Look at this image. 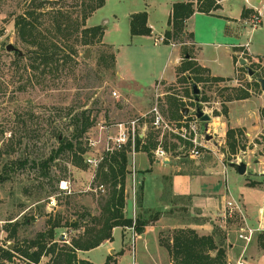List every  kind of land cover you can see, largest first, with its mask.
Listing matches in <instances>:
<instances>
[{
  "label": "rangeland",
  "instance_id": "1",
  "mask_svg": "<svg viewBox=\"0 0 264 264\" xmlns=\"http://www.w3.org/2000/svg\"><path fill=\"white\" fill-rule=\"evenodd\" d=\"M73 1L67 0V6H72ZM249 1L254 7L243 8L241 11V18L246 16L248 25L245 27L247 31H243L239 38L224 34V22L220 18L201 13L192 15L189 25L184 23L181 33L175 34L168 41L178 48L176 50L180 55L178 64L170 70L171 61L166 62L170 51L168 43L157 36H138L130 41L127 31L129 18L126 13L139 10L136 8H141V1L105 0L104 5L87 18L86 26L102 25L103 34L107 30L106 41L113 44L105 43L103 36L98 43L78 44L76 76L53 78L50 75H36L34 79L28 77V73L22 69V62L14 61V51L7 50L6 46L12 44L20 51H26V45L17 37L14 19L17 14L38 7L40 0H0V246L11 250L23 239H32L37 232L48 227L49 217L60 218L61 224L73 219L89 223L92 217L101 212L110 186L103 183V190L98 188L100 181L95 176L97 168L87 165L83 157L82 160H74L65 151L50 162L46 171L40 165L59 145L57 132L60 139L71 136L72 127L66 118L67 108L78 102L73 87L79 81L81 84L92 85L82 93V96H88L86 104L75 109H90L91 117H94V124L84 134L83 145L87 148L85 155L90 152L87 138L98 140V151H101L106 134L117 122L138 119L137 131H148L149 126H153L154 114L151 109L156 106L169 128L163 131L159 129L155 148L163 146L164 139H168L178 146L173 155L175 164L181 163L178 155H185L188 159L186 165L197 163L200 159H206L214 165L211 174L207 171L201 178L190 179L189 188L194 192L205 193L207 199L204 202L210 213L218 215L214 218L215 224L225 234L224 241L229 244L225 247L228 264H236L241 257L246 259V264H264V250L258 247L255 240L257 233L264 231V221L259 224L258 218V206L264 198V180L258 175L264 173V91L257 80L258 77H264V57L253 55L241 47L237 54H233L235 73L231 77H219L223 81L213 80L216 77L211 75L208 68L200 66L195 60L197 55L201 60L218 58L226 67L229 65L228 55L235 50L229 45L232 42L249 45L254 54L264 55V0L259 3ZM232 3L234 10L243 0H234ZM45 6L36 8V11L45 12L53 4L46 3ZM218 10L214 9L213 13ZM254 15H259L261 22L253 26L251 20ZM151 16L154 21L161 18L157 10L151 12ZM116 22L117 29L114 28ZM48 25L44 17L37 21L39 28ZM168 25L170 29L173 28V25ZM156 32L160 33V29L157 28ZM111 54L114 55L113 67L109 61ZM238 57L245 59V63L240 64ZM26 61L24 58L23 64ZM247 67L254 71L253 75L247 73ZM192 83L197 85L200 97H207L199 105L210 116L209 125L218 133L213 134V138L206 144L209 148H201L202 153L198 157L189 155L193 144L175 132L178 126L190 119L189 114L195 109L194 99L186 93H191ZM239 90L247 94V97L228 100L231 95L235 97ZM172 99L180 107L189 108L187 115H182L180 111L181 118L169 117L167 106ZM228 129L237 130L235 135L238 145L235 153H231L227 145ZM24 159L27 161L20 167L19 161ZM32 161H35L34 165ZM239 161L247 164L246 172L242 175L230 165ZM223 166L227 167V177L222 171ZM136 167L138 169L137 156ZM143 173L137 171L139 181L136 192L142 183ZM61 181H66V188H63ZM150 187L147 186L149 195L155 192L162 197L157 203L158 207H153L152 211L143 203L141 206H133L129 174L126 177L125 213L133 220L138 214L151 217L155 225L153 228L147 227L149 233L146 235L136 232L134 242L131 227H120L114 231V247L108 256L120 259V253L125 252L120 264H131L133 258L135 264H156L158 256L165 249L159 240L156 239L158 244L155 242V236L159 239V235L170 233L177 229L173 228L176 226L186 228L187 222L184 220H188L186 217L190 213L193 215L191 210L186 215L179 213V208H172L173 204L167 205L170 202L167 187L154 192ZM231 197L240 204L247 224L261 229L254 233L248 244L238 237L239 227L243 224L239 215L224 217V211L217 214L216 208L223 205L225 198L228 200ZM177 210L176 219L173 214ZM203 219L207 222L210 217L205 216ZM13 223H17V232L15 237H10ZM82 231L83 228L73 230L70 226L57 228L55 240L58 248L68 247L71 238L77 237ZM139 234L141 236L137 238ZM76 254L78 258L102 264L107 255V247H95L86 252L76 251ZM161 257V264L169 263ZM49 259L50 255L42 256L40 264H53ZM13 260L19 262L22 259L16 254ZM5 263L11 264V260Z\"/></svg>",
  "mask_w": 264,
  "mask_h": 264
},
{
  "label": "trees",
  "instance_id": "2",
  "mask_svg": "<svg viewBox=\"0 0 264 264\" xmlns=\"http://www.w3.org/2000/svg\"><path fill=\"white\" fill-rule=\"evenodd\" d=\"M67 0H40L38 7L28 9L25 13H19L14 19L18 39L26 45V51H14V61L22 62V69L28 73V77L35 79L36 75H50L53 78L76 76L75 64L77 65L76 46L88 45L101 42L103 36V26H86V20L91 14L102 7L105 0H74L72 6H67ZM195 2V4H194ZM53 4L43 12H37V9L43 8L45 4ZM56 4V5H54ZM215 0H188L186 2H176L172 6V13L169 24L173 25L170 30L165 31L163 42L168 43L169 39L175 34L181 33L185 21L196 11L211 14L218 8ZM46 7V6H45ZM37 8V9H36ZM243 14V13H242ZM40 17L47 19L49 25L44 28L37 26ZM129 32L131 36H149L151 28L147 22V12L139 11L129 16ZM21 52V53H20ZM26 62L23 64V59ZM110 66L114 65V55H109ZM189 81V77H187ZM215 81H223V78H213ZM260 85V84H259ZM92 85L75 82V100L76 104H70L67 108V119L69 126L72 127L71 136L60 139L59 133H56V139L59 145L52 150V153L40 162L41 167L46 171L52 162L62 152H68L74 160H85L87 148L84 144L85 132L94 124V117H91L90 109L82 108L88 100L87 95L82 93ZM236 92V91H235ZM193 99L194 107L201 109L200 101L207 97H200L186 91ZM232 98H245L247 94L240 90ZM101 102V101H100ZM182 107L174 100H170L167 106V114L174 119L181 118ZM226 112V107H225ZM264 115V113H263ZM148 134L142 137L136 136V150L146 151L150 154L151 149L155 148L156 141L159 139V129L149 126ZM234 129L226 131L227 145L231 153L237 150V139ZM240 134L241 131L238 130ZM237 134V133H236ZM153 137L154 142L150 141ZM177 146V145H176ZM27 159L19 161L20 167H23ZM76 162V161H75ZM33 165L35 161H32ZM76 164V163H75ZM129 174L128 155L125 151L116 152L107 155L96 170V179L100 184H109L110 190L108 197L104 199L101 212L98 216L91 218L89 223L73 219L69 223L61 224L60 218H48V227L35 234L32 239H23L21 243L11 250L0 246V264H40L42 256L50 255V262L53 264H94L87 259L77 257L76 251H88L99 246L103 241L113 239L112 229L115 227H133L135 232L142 233L144 227L148 224L147 219L140 214L133 220L131 216L125 213V181ZM143 200V184L139 186L136 192L135 206H141ZM26 222V220H25ZM83 222V223H81ZM12 223V222H11ZM13 223L10 230V237H15L17 229ZM68 224V225H67ZM70 226L73 230L83 228V231L77 236L71 238L69 246L58 248L55 240L57 228ZM225 234L219 228H214L210 234L199 235L195 229L177 228L166 235H159V244L166 250L172 264H227L226 246L224 241ZM255 240L260 249L264 250V231L257 233ZM22 260L14 262L15 255ZM102 264H117L113 257H106Z\"/></svg>",
  "mask_w": 264,
  "mask_h": 264
},
{
  "label": "crops",
  "instance_id": "3",
  "mask_svg": "<svg viewBox=\"0 0 264 264\" xmlns=\"http://www.w3.org/2000/svg\"><path fill=\"white\" fill-rule=\"evenodd\" d=\"M141 1V8H136L139 10H130L126 13V17L129 18V15L134 13L135 11L139 12V11H146L147 12V22L148 25L151 28V35L149 36H141L143 38H153V37H164L165 31L170 29L169 24V19L171 17V13H172V6L174 3L176 2H186L188 0H140ZM216 3L219 5L218 6V11L211 14H206L203 12H194L192 15L194 14H205L207 16L210 17H217L223 20L224 25L222 27V30L224 31V34H228L229 37L231 36H236V38H239V36L242 34L243 31H247V29L245 28L246 25H248V20L245 18L246 16L241 18L242 15V10L243 8H251L253 6V4L247 0H243V3L240 4L238 6V8H236L233 10V6L234 4L232 3L234 0H215ZM239 1V0H238ZM255 3H259L261 2V0H254ZM151 2V3H150ZM254 7V6H253ZM157 10L159 12V14L161 15L160 19H155L152 20V16H151V12ZM232 10V11H231ZM192 15L185 21V23H188L189 25V21L192 18ZM127 18V19H128ZM261 22V20H260ZM87 23V21H86ZM117 22L114 23V28L117 29ZM160 29V33L156 32V29ZM106 29L104 31L103 34V41L105 43L108 44H113V42H108L106 41L105 38V34H106ZM127 31L129 32V21H127ZM190 31L193 35V32L190 28ZM130 34V32H129ZM134 37H138V36H131L130 35V41L134 38ZM193 41H194V36H193ZM195 43V41H194ZM170 46V51L169 54L166 58V62H170V70H172L179 62L180 59V55H179V51L176 50L178 49L175 45L168 43ZM196 44V43H195ZM198 45V44H197ZM230 47H232L233 52H231L228 56L229 58V65H227L225 67V65H223V63H221L220 59L218 58H213V59H203L201 60L198 55L196 56L195 60H197L200 64V66L208 68V70L210 71L211 75L215 76V77H231L233 76V74L235 73V66H234V62H233V54H237L238 50L242 47H244L245 49H247L250 53H252L253 55H258L261 57H264V55H259L258 53L254 54V52L249 48V45H242L240 43H230L229 44ZM174 52H175V56H174ZM172 55V58L170 57ZM242 59L241 57H238V61ZM166 64V63H165ZM169 70V72H170ZM264 78V77H263ZM149 131V130H148ZM148 131H145V133L142 132V134L140 133L139 136H143L144 134H148ZM216 134H218L216 132ZM221 134V133H220ZM213 138V137H212ZM216 139V138H215ZM151 142H154L153 137L150 138ZM216 147V145H214ZM163 148L167 153V158L164 159H159L157 157L154 156L153 153V149H151L150 154H148L146 151H138L136 156H137V166L138 169L137 171H139V174H141L142 171H144V173L141 175V180H142V184H143V200L142 203L143 205L149 209V211H152L153 207L157 206L158 201H160V199H162L161 196H159V194H154V191H159L162 190L164 187H167L168 190V194H169V204H173L172 208H179V213H185L186 215L189 214L188 211H193V215H188L186 218L188 220H184L185 222H187V225L185 227H190L196 230V232L199 235H207L210 234L214 228H216V224H215V216L218 215H213L210 213L209 211V207L205 204L204 200L206 201V194L205 193H200V192H194V190L192 191L189 188V184H190V179H198L201 178L202 176L206 175L209 171V174L212 173V169L214 167V165L209 162L206 159H200V161H198L197 163H192L190 165H186V160L187 157L185 155H178L177 157L179 159H181V163H174L173 161V155L175 152H177V148L178 146H176V143H173L172 141L168 140V139H164V143H163ZM231 166H233L232 164H230ZM247 165V164H246ZM234 167V166H233ZM222 171L224 172L225 176L227 172L226 170V166L222 167ZM247 168V166H246ZM236 169V168H235ZM237 171V170H236ZM262 174V173H261ZM260 173L258 175H260L262 177ZM227 177V176H226ZM226 181V178H225ZM151 185L150 189H153L154 193L147 192V186ZM154 196V197H153ZM174 201V202H172ZM225 202L227 201L226 198L224 200ZM218 208H216L217 214H219L220 212L222 213V211H224L225 207L224 204ZM260 205H263L260 207ZM260 205L258 206L259 212H258V218H259V224L262 223L264 221V217H263V210H264V198L262 200V202L260 203ZM136 210V209H134ZM178 214V210L175 211V213L173 214V217L177 219V215ZM193 216H196V218H194ZM210 217V219L206 222L204 221L203 217ZM171 218V217H170ZM147 225L145 226L146 228L143 230L142 233H144L145 235L148 234L149 229H147L148 226H150L151 228L154 227L155 222H151V219L149 218L147 221ZM164 226V225H162ZM183 226H176L173 228H181ZM210 227V231H206L207 228ZM259 227V226H258ZM258 227H254V228H258ZM120 227H115L112 229V236L113 239L108 241H103L99 246H106L107 247V255L108 256L109 252L111 250H113V244H114V231L116 229H118ZM172 228V227H171ZM212 228V229H211ZM260 229V228H259ZM261 230V229H260ZM141 236V234L137 235V238ZM120 238L122 239V233L120 231ZM158 238L155 236V242L158 244L157 240ZM121 242V240H120ZM160 246V245H158ZM79 252V251H78ZM80 252H86V251H80ZM125 252H121L120 255V259L117 258V264H120L121 262V258L123 256H125ZM78 256V255H77ZM160 256H162L161 258L163 259H167V261L169 262L168 264H172L168 254L165 252H161L160 255L158 256L159 261H157L156 264H161V260H160ZM105 257V259H106ZM166 257V258H164ZM246 262V259H245ZM247 263V262H246ZM227 264H228V260H227Z\"/></svg>",
  "mask_w": 264,
  "mask_h": 264
},
{
  "label": "built area",
  "instance_id": "4",
  "mask_svg": "<svg viewBox=\"0 0 264 264\" xmlns=\"http://www.w3.org/2000/svg\"><path fill=\"white\" fill-rule=\"evenodd\" d=\"M259 21V15H254L253 19L251 20V23H253L254 26L256 25V23H259ZM163 39L164 37H160L161 41H163ZM113 95H116V92H113ZM151 112L154 114L152 120L153 127L162 131L166 128H169L168 123L163 120L156 106L151 109ZM189 116L190 119L184 121L183 124L178 126L177 131L175 132L180 138L186 139L191 144H193V148L190 150L189 155L191 157H198L202 153L201 148H209L206 145L209 140L205 139V135H215L216 132L213 127L209 125V122H207V125L204 126L203 122L196 117L195 109L191 114H189ZM200 124H202L201 127ZM112 126V129L109 130V134H106V139H104L103 141L104 144L101 151H98V146L100 144L98 140L93 139L91 137L87 138V146L88 151H90V154L88 153L87 155H85V163L90 167L96 169L107 155L125 151L129 159L130 185L132 187L131 190L133 206H135L136 185L139 181L137 179L136 167V154L138 151L135 148V139L136 136L141 137L139 136L141 132L137 131L138 119H132L128 122H117ZM153 153L154 156L159 159L167 158V153L161 145H158ZM61 184H64L63 188H66V181H61ZM98 188L103 190V184H99ZM223 215L224 217L239 215L243 219V224L239 227L238 230V237L243 240L246 244H248L252 240L254 233L259 230V228H254L247 224L244 219L240 204L232 197L225 202V209ZM134 216L135 215L133 214V217ZM131 232L132 242H134L136 232L133 227H131ZM131 264H135L134 258L132 259ZM236 264H246L245 258L241 257L236 261Z\"/></svg>",
  "mask_w": 264,
  "mask_h": 264
},
{
  "label": "water",
  "instance_id": "5",
  "mask_svg": "<svg viewBox=\"0 0 264 264\" xmlns=\"http://www.w3.org/2000/svg\"><path fill=\"white\" fill-rule=\"evenodd\" d=\"M6 49L9 50V51H16L17 48L12 45V44H8L6 46ZM21 53V52H20ZM88 53H86L85 56H87ZM186 57H188V55H186ZM239 63L240 64H244L245 63V59H240L239 60ZM247 70V73L251 76L253 75V70L249 67L246 68ZM259 84H260V88L264 91V78L263 77H258L257 78ZM192 92L193 94L195 95H198L199 94V89L197 87V85L195 83H192ZM189 112V108L188 107H182L181 109V113L182 115H187V113ZM195 113H196V117L203 122L204 126L207 125V122L210 120V116L205 113L203 110H201L200 108L196 107L195 108ZM213 137V135L211 134H206L205 135V139L206 140H211ZM237 170L238 174L242 175L246 172V163L244 161H239L237 163H231ZM262 177H263V180H264V173L261 174ZM263 215H264V210H263Z\"/></svg>",
  "mask_w": 264,
  "mask_h": 264
}]
</instances>
